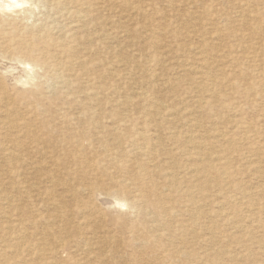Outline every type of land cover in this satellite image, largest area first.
Returning a JSON list of instances; mask_svg holds the SVG:
<instances>
[{"label":"rangeland","instance_id":"374dc122","mask_svg":"<svg viewBox=\"0 0 264 264\" xmlns=\"http://www.w3.org/2000/svg\"><path fill=\"white\" fill-rule=\"evenodd\" d=\"M0 1V48L12 41L19 47L18 61H0V119H5V109L15 119L24 116L34 120L28 130L23 123L0 128V264H158L165 259V249L177 248L181 253L198 254L202 264H264V254H260L264 252V0H84L88 3L83 6H77L78 2L69 6L71 11L83 9L81 13L88 14L78 20L75 14L76 18L59 16L60 5L52 0ZM95 7L100 9L96 11ZM54 22L56 26L61 22L63 33L76 38L71 39L74 43H68V38L57 41L53 48L49 46L61 61L55 66L48 63L43 51L40 53L46 38V42L57 40L58 33L44 27L50 29ZM27 44L33 50L29 56L24 55ZM70 46L75 47L74 53ZM71 52L73 58L80 59L78 64L86 67L82 68L86 73L63 63ZM138 54H145L146 64ZM43 57L45 60H41ZM40 61L47 62L41 66ZM4 69L9 70L8 78L1 77ZM54 69L68 79L69 85L58 88L52 77ZM160 108H169L171 115L154 116V110ZM82 111L89 114L76 117ZM81 128L86 130L85 141L77 133ZM108 138H123L124 145L133 138H158L154 140L158 143L156 156L146 164L147 174L141 177L138 189L146 192L152 203L169 201L173 216L156 217L149 212L151 208L127 209L117 203L104 204L101 199L90 204L85 192L76 190L94 182L100 168L114 172L108 160L92 161L112 148L114 142ZM78 139L83 146H76ZM84 157L93 167L81 163ZM222 164H226V178L220 183ZM136 165L121 168L120 179L128 187H136L131 184L137 176ZM26 181L33 182L30 190L25 187ZM192 192L200 200L197 207L201 218L194 217L195 211L186 201ZM50 199L59 200V205L52 206L54 203L47 201ZM49 214L57 217L47 221L44 217ZM164 221L172 226L171 232L162 225ZM178 264H194V260Z\"/></svg>","mask_w":264,"mask_h":264},{"label":"bare ground","instance_id":"6f19581e","mask_svg":"<svg viewBox=\"0 0 264 264\" xmlns=\"http://www.w3.org/2000/svg\"><path fill=\"white\" fill-rule=\"evenodd\" d=\"M26 0H24V2H25ZM27 1H29V0H27ZM53 2H55L57 5H60L59 6V16H61V17H63V16H69V15H73V16H77V20L78 19H86L87 18V13H81V11L83 10H81V11H78V10H75V11H71L70 10V8H69V6H70V4L71 3H76V2H78V3H76V5L77 6H79V5H81V6H83V5H85L86 3H88V2H86V1H84V0H52ZM63 1H65V2H63ZM66 1H68V5L66 4ZM87 1H90V0H87ZM100 1H103V0H100ZM107 1V0H106ZM1 2V1H0ZM15 2V1H14ZM32 2V1H31ZM49 2V1H48ZM30 3V2H29ZM41 3V2H40ZM105 3V2H104ZM107 3V2H106ZM1 4H2V2H1ZM30 4H32V3H30ZM7 5V4H6ZM10 5V4H9ZM12 5V4H11ZM35 5V4H34ZM40 5V4H39ZM54 5V4H53ZM71 5H73V4H71ZM95 5V4H94ZM107 5V4H106ZM105 5V6H106ZM8 6V5H7ZM37 6V5H36ZM35 6V7H36ZM48 6V5H47ZM81 6H80V8H81ZM103 6V5H102ZM108 6V5H107ZM106 6V7H107ZM1 7V6H0ZM14 7V6H13ZM16 7V6H15ZM19 7H20V5H19ZM39 7V6H38ZM52 7V5H50V8ZM87 7V6H86ZM85 7V8H86ZM106 7H103V8H106ZM8 8V7H7ZM46 8V7H45ZM53 8V7H52ZM78 8V7H77ZM56 9V8H55ZM79 9V8H78ZM95 9H96V7H95ZM98 9H100V8H98ZM98 9H96V11L98 10ZM3 10V9H2ZM1 10V11H2ZM52 10H54V8L52 9ZM58 10V9H57ZM40 11V10H39ZM85 11V10H84ZM49 12H50V10H49ZM87 12V11H86ZM101 12V11H100ZM99 12V13H100ZM104 12H105V10H104ZM40 13V12H39ZM52 13V12H51ZM89 13V12H88ZM41 14V13H40ZM56 14H57V12H56ZM75 14V15H74ZM101 15H102V13H101ZM76 16H75V18H76ZM98 16V15H97ZM97 16H95V17H97ZM48 17V16H47ZM52 17V16H51ZM71 17V16H70ZM69 17V18H70ZM94 16H92V18H93ZM94 17V18H95ZM65 18V17H64ZM72 18V17H71ZM70 18V19H71ZM75 18H72V20L73 19H75ZM93 18V19H94ZM40 19V18H39ZM58 17H57V21H58ZM62 19V18H61ZM91 19V18H90ZM99 19V18H98ZM20 19H18V21H19ZM50 20V19H49ZM48 20V21H49ZM53 20V19H52ZM51 20V21H52ZM68 20V19H67ZM34 21V20H33ZM37 21V20H36ZM56 21V22H57ZM96 21H97V19H96ZM22 22V21H21ZM63 22H65V20L63 21ZM72 22V21H71ZM101 22V21H100ZM27 23V22H26ZM69 23V22H68ZM73 23V22H72ZM79 23V22H78ZM95 23V22H94ZM94 23H92L93 25H94ZM97 23H99V22H97ZM4 24V23H3ZM16 24V23H15ZM39 24H41V23H39ZM43 24V23H42ZM48 25H49V23H47ZM46 24V25H47ZM50 24H51V22H50ZM55 24V22L52 24V25H50V29H49V26L48 27H46L45 25H44V27L47 29V30H53V31H55V32H57L58 34H57V40H48L47 42L45 41V40H47V38L44 40V44L42 43V45L43 46H41V48H42V50H41V52L40 53H42V51L44 52V54H43V56H46L47 55V58H48V63L50 64H53V66H55V65H57V64H59V62H61L60 60H59V57H58V54L55 52V50L54 51H52V52H50L49 51V46L51 45H53V46H55V44H56V42L58 41V42H60L61 43V41L60 40H62V41H64V40H67L68 38V43H69V41H71V42H73V41H75L76 40V38H74V36H73V38L75 39V40H71V39H73L72 38V36L70 37L69 35H66V34H64L63 33V31L61 30V28L63 29V25L61 26V22H60V26H56V25H54ZM67 24V23H66ZM66 24H64V25H66ZM70 24V23H69ZM77 24V23H76ZM88 24V23H87ZM90 24V23H89ZM14 25V24H13ZM12 25V26H13ZM19 25V24H18ZM57 25H58V23H57ZM81 25V24H80ZM102 25V24H101ZM100 25V26H101ZM23 26V25H22ZM54 26V27H53ZM56 26V27H55ZM84 26V25H83ZM88 26V25H87ZM6 27H8V26H6ZM16 27H17V25H16ZM29 27V26H28ZM32 27H33V25L31 26V29L30 30H32ZM41 27V29H42V27L43 26H40ZM67 27V26H66ZM80 27V26H79ZM78 26H77V28H79ZM94 27V26H93ZM36 28V27H35ZM72 28H74V27H72ZM91 28V27H90ZM103 28H104V26H103ZM2 29V28H1ZM16 29H18V28H16ZM26 29V28H25ZM44 29V28H43ZM4 30V29H3ZM10 30H12V28L10 29ZM13 30H14V28H13ZM39 30V29H38ZM64 30V29H63ZM71 30V26H70V29H69V31ZM34 31V30H33ZM41 31H43V30H41ZM46 31V30H45ZM65 31V30H64ZM74 31V30H73ZM76 31V30H75ZM89 31V30H88ZM90 31H91V29H90ZM98 31V30H97ZM105 31V30H104ZM2 31H0V33H1ZM38 32H40V31H37L36 33H38ZM51 32V31H50ZM71 32V34L73 33L72 32V30L70 31ZM69 32V33H70ZM35 33V34H36ZM74 33H76V32H74ZM82 33V32H81ZM85 34H86V32H84ZM103 33V32H102ZM107 33V32H106ZM105 33V34H106ZM122 33V32H121ZM22 34H23V32H22ZM30 34V33H29ZM47 34V33H46ZM45 34V35H46ZM52 34V33H51ZM56 34V33H55ZM78 34V33H77ZM80 34V33H79ZM99 34V33H98ZM5 35V34H4ZM17 35V34H16ZM16 35H14V36H16ZM20 35H21V33H20ZM20 35H18V37L20 36ZM32 35V34H31ZM34 35V34H33ZM44 35V36H45ZM54 35V34H53ZM75 35V34H74ZM84 35V34H83ZM91 35V34H90ZM104 35V34H103ZM37 36V35H36ZM47 36V35H46ZM51 36V35H50ZM69 36V37H68ZM77 36V35H76ZM82 36V35H81ZM89 36V35H88ZM88 36H86V37H88ZM96 36V35H95ZM1 37V36H0ZM27 37H28V35H27ZM37 37H39V38H42L43 36H37ZM48 37H49V35H48ZM53 37V36H52ZM85 37V36H84ZM145 37V36H144ZM149 37V36H148ZM148 37H147V39H148ZM2 38H4V37H2ZM6 38V37H5ZM10 38V37H9ZM51 38V37H50ZM49 38V39H50ZM54 38H55V36H54ZM108 38V37H107ZM151 38V37H150ZM31 39H34V38H31ZM87 39V38H86ZM106 39V38H105ZM147 39H144V40H147ZM2 40V39H1ZM12 40V39H11ZM30 40V39H29ZM82 40H83V37H82ZM98 40H99V36H98ZM97 40V41H98ZM103 40V39H102ZM4 41H6V39H4ZM8 41V40H7ZM40 41H42V39H40ZM92 41V40H91ZM91 41H89V42H91ZM148 41V40H147ZM32 42H34V41H32ZM32 42H31V44H32ZM77 42H78V39H77ZM77 42H75V44L77 43ZM85 42H86V40H85ZM96 42V41H95ZM3 43H5V42H3ZM18 43H19V41H18ZM24 42H21V43H19V44H23ZM26 43H27V41H26ZM35 43H37V39H36V42ZM64 42H62V45H64L63 44ZM74 43V42H73ZM79 43V42H78ZM93 43V42H92ZM103 43H106V42H103ZM25 44V43H24ZM40 44V43H39ZM65 44H66V42H65ZM87 44V43H86ZM89 44V43H88ZM94 44V43H93ZM92 44V45H93ZM99 44V43H98ZM168 44V43H167ZM1 45H2V42H1ZM28 45V44H27ZM33 45V44H32ZM32 45H28L27 47H25L26 48V50L24 51V55L25 56H29V52H31V50H32ZM68 45V44H67ZM78 45H80V43L78 44ZM85 45V44H84ZM83 45V46H84ZM90 45V44H89ZM105 45V44H104ZM166 44H164L163 46H165ZM169 45V44H168ZM35 46V45H34ZM53 46H52V48H53ZM58 46V45H57ZM72 46V45H71ZM71 46H70V50H72L73 49V47L71 48ZM76 46V45H75ZM81 46V45H80ZM100 46H102V44L100 45ZM37 47H38V45H37ZM64 47H65V45H64ZM78 47V46H77ZM85 47V46H84ZM92 46H90V48H91ZM98 47V46H97ZM150 47V46H149ZM166 47V46H165ZM178 47V46H177ZM192 47V46H191ZM190 47V48H191ZM19 47H18V44H16V43H14L13 41L12 42H8V43H6L4 46H2L1 48H0V61H2V60H4V59H6V58H9V59H12V60H19V55L17 54L18 52H17V49H18ZM40 48V49H41ZM62 47H61V45H60V50H64V49H61ZM75 48V47H74ZM86 48H87V46H86ZM169 48V47H168ZM200 48V47H199ZM24 49V47L22 48V50ZM39 49V48H38ZM39 49V50H40ZM51 49V48H50ZM56 49V48H55ZM67 49H68V47H67ZM66 49V50H67ZM88 49V48H87ZM87 49H85L86 51H87ZM193 49V48H192ZM191 49V50H192ZM78 50V49H77ZM83 50H84V48H83ZM93 50H96V49H93ZM169 50H170V48H169ZM195 50V49H194ZM198 50V49H197ZM197 50H195L196 52H197ZM202 50V49H201ZM201 50H199V51H201ZM33 51V50H32ZM73 51V50H72ZM90 51V50H89ZM96 51H98V49L96 50ZM145 51V50H144ZM144 51H142V52H144ZM194 51V52H195ZM58 52H59V50H58ZM77 52H79V51H77ZM37 53V52H36ZM39 53V54H40ZM72 53V52H71ZM71 53H69V55L71 54ZM73 53H74V51H73ZM71 54V55H73L72 57H69L68 58V53H66V56H67V59H66V61H64L63 63H67V64H69V65H67V66H72V65H75V66H77V67H79L78 69H80V70H83L82 68H84V69H86V67L85 66H83L82 64H78L79 63V60L80 59H76V58H73L74 57V54ZM76 53V52H75ZM88 53V52H87ZM134 53V52H133ZM151 53V52H150ZM149 53V54H150ZM164 53V52H163ZM188 53V52H187ZM63 54L64 53H62V57H63ZM92 54H94V55H96V52L94 53L93 51H92ZM136 54V53H135ZM155 54V53H154ZM190 54V53H189ZM203 54V53H202ZM70 55V56H71ZM76 55V54H75ZM82 56L84 55V54H81ZM87 55V54H86ZM91 55V54H90ZM139 55V57H140V55L141 54H138ZM159 55V54H158ZM163 55V54H162ZM193 55H196V54H194L193 53ZM192 55V56H193ZM23 56V55H22ZM24 56V57H25ZM31 56H34V55H30V57L29 58H31ZM38 56H41V54L40 55H38ZM60 56H61V54H60ZM92 56V55H91ZM143 56V58H144V62L142 61V60H139L140 62H143L144 64H146V62L148 61L147 59H145V54H143V55H141V57ZM148 56V55H147ZM155 56V55H154ZM164 56V55H163ZM184 55H182V57H183ZM201 56V55H200ZM89 57V56H88ZM116 58H118L117 56H115ZM114 57V58H115ZM136 57V56H135ZM158 57V56H157ZM162 57V56H161ZM26 58V57H25ZM34 58V57H33ZM64 58H62V59H64ZM148 58V57H147ZM154 58V57H153ZM163 58V57H162ZM170 58V57H169ZM192 58V57H191ZM199 58V57H198ZM27 59H28V57L25 59L26 61H27ZM36 59V58H35ZM50 59V60H49ZM61 59V60H62ZM170 59H172V58H170ZM169 59V60H170ZM179 59V58H178ZM206 59V58H205ZM11 60V61H12ZM39 60V59H38ZM41 60H45L44 59V57H43V59H41ZM87 60V59H86ZM192 60V59H191ZM7 61V60H6ZM20 61H22L21 59H20ZM97 61V60H96ZM103 61V60H102ZM201 61H202V59H201ZM41 62V61H40ZM47 62V61H46ZM46 62H41V63H39V65H41V66H44L45 65V63ZM91 62V61H90ZM95 62V61H94ZM100 62V61H99ZM118 62V61H117ZM129 62H133V61H129ZM156 62V64L158 63V62H161V61H155ZM190 61H188V62H186V63H189ZM196 62V61H195ZM198 62V61H197ZM200 62V61H199ZM81 63V62H80ZM100 63H102V62H100ZM121 63V62H120ZM124 63V62H123ZM122 63V64H123ZM176 63V62H175ZM206 63V62H205ZM26 64V63H25ZM89 64V63H88ZM91 64V63H90ZM114 64H116V62L114 63ZM131 64V63H130ZM142 63H140V65H141ZM148 64V63H147ZM155 64V63H154ZM154 64H153V66H154ZM174 64V63H173ZM200 64H201V62H200ZM20 65V64H19ZM27 65V67H29L28 66V64H26ZM101 65V64H100ZM175 65H177V64H175ZM193 65V64H192ZM195 65V64H194ZM197 65V64H196ZM203 65V64H202ZM206 65V64H205ZM66 66V65H65ZM117 66V65H116ZM152 66V67H153ZM156 66V65H155ZM174 66V65H173ZM186 67H187V65H185ZM191 66V65H190ZM201 66V65H200ZM120 67V66H119ZM122 67V66H121ZM126 67V66H125ZM128 67H129V64H128ZM128 67H127V69H128ZM132 67H134V66H132ZM141 67V66H140ZM140 67H138V68H140ZM177 67V66H176ZM184 67V66H183ZM182 67V68H183ZM38 68V67H37ZM64 68V67H63ZM74 68V67H73ZM91 68V70L93 69L92 68V66L90 67ZM136 68V67H135ZM146 68V67H145ZM145 68H143V69H145ZM148 68V67H147ZM192 68V67H191ZM195 68H196V66H195ZM62 69V68H61ZM64 69H66V68H64ZM68 69H69V67H68ZM67 69V70H68ZM121 69V68H120ZM150 69H151V67H150ZM180 69V68H179ZM14 70V69H13ZM33 70V69H32ZM49 70V69H48ZM55 71H56V69H54ZM136 71H137V69H135ZM154 70V69H153ZM190 70V69H189ZM50 71H53V69L51 70L50 69ZM63 71H66V70H63ZM69 71V70H68ZM72 71V70H71ZM84 71V70H83ZM94 71V70H93ZM92 71V74H94V72ZM139 71V70H138ZM137 71V72H138ZM146 71V70H145ZM193 71V70H192ZM198 71V70H197ZM6 72H9V70H3V72L1 73L2 75H1V77H4L5 78V75H6ZM54 72V71H53ZM57 72V73H56ZM55 73H54V75L52 76L53 77V79L55 80V84H57L59 87L58 88H60V87H62V88H64V87H66L67 85H69V81H67L68 79H63L62 78V76H60L59 74H58V71H56ZM70 72V71H69ZM101 72V71H100ZM147 72V71H146ZM149 72H151V71H149ZM44 73H45V71H44ZM52 73V72H51ZM84 73H86L85 71H84ZM97 73V72H96ZM153 73V72H152ZM180 73H181V71H180ZM189 73V72H188ZM193 73V72H192ZM195 73V72H194ZM200 73V72H199ZM199 73H198V75H199ZM53 74V73H52ZM103 74H106V73H103ZM119 74H121L122 75V73H119ZM143 74V73H142ZM183 74V73H182ZM201 74V73H200ZM260 74V73H259ZM8 75V74H7ZM6 75V76H7ZM67 75V74H66ZM149 75V74H148ZM153 75H155V74H153ZM186 75V74H185ZM184 75V76H185ZM193 75V74H192ZM197 75V74H196ZM204 75H205V73H204ZM32 76V75H31ZM68 76V75H67ZM72 76H74V75H72ZM81 76V75H80ZM97 76V75H96ZM99 76V75H98ZM102 76V75H101ZM29 79H30V76H27ZM42 77V76H41ZM69 77V76H68ZM79 76H77V78H78ZM94 77V76H93ZM118 77V76H117ZM121 77V76H120ZM212 77V76H211ZM7 78H8V76H7ZM76 78V79H77ZM101 78H103V77H101ZM119 78V77H118ZM151 78V77H150ZM75 79V80H76ZM82 80L84 79V78H81ZM88 79V78H87ZM94 79V78H93ZM96 79V78H95ZM100 79V78H99ZM122 79H124V78H122ZM196 79V78H195ZM25 80V79H24ZM30 80H32V79H30ZM49 80V79H48ZM47 80V81H48ZM75 80H73V82L75 81ZM97 80V79H96ZM205 80V79H204ZM213 80V79H212ZM217 80V79H216ZM46 81V82H47ZM81 81V80H80ZM79 81V82H80ZM99 81V80H98ZM224 81V80H223ZM95 82V81H94ZM165 82V81H164ZM192 82H195V80L194 81H192ZM27 83V82H26ZM81 83V82H80ZM85 83H86V81H85ZM134 83V82H133ZM166 83V82H165ZM43 84H45V83H43ZM82 84V83H81ZM80 84V85H81ZM94 84H96V83H94ZM51 85H53V84H51ZM137 85V84H136ZM44 86H46V85H44ZM52 88V87H51ZM55 88V87H54ZM57 88V89H58ZM68 88V87H67ZM138 88V87H137ZM69 89V88H68ZM70 89H71V87H70ZM77 89V88H76ZM60 90V89H59ZM74 90V89H73ZM78 90V89H77ZM81 90V89H80ZM102 90V89H101ZM1 91H2V89H1ZM46 91V90H45ZM48 91V90H47ZM84 91V90H83ZM56 92H58V90H56ZM75 92V91H74ZM77 92V91H76ZM85 92V91H84ZM144 92V91H143ZM67 93V92H66ZM1 94V93H0ZM6 94H7V92H6ZM74 94V93H73ZM86 94V93H85ZM2 95V94H1ZM0 95V96H1ZM3 95L5 96V93H4V91H3ZM14 95V94H13ZM50 95V94H49ZM63 95V94H62ZM75 95V94H74ZM94 95V94H93ZM140 95H142V94H140ZM139 95V96H140ZM146 95H147V91H146ZM150 95V94H149ZM6 96H8V95H6ZM10 96V95H9ZM64 96V95H63ZM91 96V95H90ZM145 96V95H144ZM101 97V96H100ZM91 99H92V97H91ZM148 99V98H147ZM0 100H2V99H0ZM97 100V99H96ZM149 100V99H148ZM200 100V99H199ZM198 100V101H199ZM18 101V100H17ZM93 101V100H92ZM152 101V100H151ZM201 101H203V98H201ZM1 102V101H0ZM2 102H3V100H2ZM5 102V101H4ZM95 102V101H94ZM127 103H128V100L126 101ZM161 101H159V103H160ZM92 103V102H91ZM97 103V102H96ZM118 103V102H117ZM159 103H156L157 105H159ZM163 103V102H162ZM166 103V102H165ZM173 103V102H172ZM198 103V102H197ZM199 103H201V102H199ZM205 103V102H204ZM207 103V102H206ZM2 104V103H1ZM7 104V103H6ZM95 104V103H94ZM93 104V105H94ZM101 104V103H100ZM174 104V103H173ZM172 104V105H173ZM9 105V104H8ZM20 105H21V103H20ZM30 105V104H29ZM32 105V104H31ZM86 106V105H85ZM96 106V105H95ZM97 106H98V104H97ZM101 106V105H100ZM189 106V105H188ZM204 106V105H203ZM3 107H6V106H3ZM87 107H88V109H90V107L87 105ZM86 107V108H87ZM162 107V106H161ZM180 107V106H179ZM42 108V107H41ZM96 108H98V107H96ZM171 109L172 108H174V107H170ZM1 109V108H0ZM2 109H4V108H2ZM16 110H17V108H15ZM14 109V110H15ZM42 109H44V108H42ZM46 109V108H45ZM72 109V108H71ZM116 109H118V108H116ZM182 109H183V107H182ZM5 110V109H4ZM3 110V114H7L6 116H5V119L3 118V119H0V128H5V127H7V126H9L10 128L11 127H14V126H17L18 127V125H22V123L24 124V127L28 130V127L31 125V124H33L34 123V120L33 119H30V118H24V116L23 117H21V118H17V119H15V118H13V116H12V114L11 113H9V112H6V110L4 111ZM192 109H190V111H191ZM30 111V110H29ZM90 110H88L87 112H89ZM100 111V110H99ZM99 111H98V113H99ZM196 111V110H195ZM87 112H80V114L78 115V116H76V117H78L79 118V116L80 117H83ZM182 112V111H181ZM1 113H2V110H1ZM16 113V112H15ZM154 114V116H156L157 114H161V115H171L170 114V109L168 108L167 110H165V111H161V108L160 109H155L154 110V112H153ZM176 113V112H175ZM179 113V112H178ZM184 113V112H183ZM187 113V112H186ZM89 114V113H88ZM87 114V115H88ZM10 115H11V117H10ZM17 115V114H16ZM87 115H85V116H87ZM91 115V114H90ZM89 115V116H90ZM159 115H158V117H159ZM163 115V116H164ZM175 115V114H174ZM187 115V114H186ZM54 116V115H53ZM93 116V115H92ZM128 116V115H127ZM94 117V116H93ZM130 117V116H129ZM1 118V117H0ZM41 118H43V117H41ZM73 118H74V116H73ZM84 118H87V117H84ZM98 118V117H97ZM127 118V117H126ZM40 119V118H39ZM129 119V118H128ZM182 119V118H181ZM17 120H19V121H17ZM79 120V119H78ZM230 120V119H229ZM45 121V120H44ZM47 121V120H46ZM73 121V120H72ZM116 121V120H115ZM177 121V120H176ZM189 121V120H188ZM20 122V123H19ZM48 122V121H47ZM46 122V123H47ZM69 122V121H68ZM92 122L93 121H91V122H89L90 124H92ZM240 122V121H239ZM44 123V122H43ZM89 123H88V125H89ZM194 123H197V122H194ZM200 124V123H199ZM240 124H241V122H240ZM44 125H45V123H44ZM75 125V124H74ZM98 125V124H97ZM96 125V126H97ZM23 126V125H22ZM58 126V125H57ZM56 126V127H57ZM87 126V125H86ZM106 126V125H105ZM114 126H116V125H114ZM200 126V125H199ZM8 127V128H9ZM81 127V126H80ZM84 127V126H83ZM99 127V126H98ZM103 127V126H102ZM101 127V128H102ZM108 127V126H107ZM194 127H195V125H194ZM193 127V128H194ZM10 128H9V130H10ZM86 128V127H85ZM91 128V127H90ZM99 129V128H98ZM112 129L114 130L115 128H113L112 127ZM241 129V128H240ZM46 130V129H45ZM71 130V129H70ZM74 130V129H73ZM1 131H2V129H1ZM5 131V130H4ZM20 131V130H19ZM65 131V130H64ZM85 129L84 128H81L77 133H78V136H80L81 137V139L83 140V141H85ZM220 132V131H219ZM14 133V132H13ZM71 133V132H70ZM119 133H120V131H119ZM5 134V133H4ZM8 134V133H7ZM9 134H10V132H9ZM25 134L26 135H28V132H25ZM89 134V133H88ZM90 134H92V133H90ZM89 134V135H90ZM111 134V133H110ZM154 134V133H153ZM197 134V133H196ZM217 134V133H216ZM247 134V133H246ZM13 135V134H12ZM100 135V134H99ZM103 135H105V134H103ZM218 135H220V134H218ZM0 136H1V134H0ZM69 136H70V134H69ZM77 136V135H76ZM101 136V135H100ZM155 136V135H154ZM4 137V136H3ZM12 137V136H11ZM221 137H223V135L221 136ZM6 138V137H5ZM8 138H9V135H8ZM96 138V137H95ZM40 139H41V137H40ZM66 139V138H65ZM108 139H111L113 142H114V145L112 146V148H109V149H107V150H105L104 151V154L102 155V156H100V157H98V159H96V160H92V159H90V160H92V161H97V162H100V160L102 159V160H108V163L109 164H111V166L113 167V169H114V172H111V171H107V169L105 168L104 170H102L101 168L97 171V174H99V177L94 181V182H89V183H85L84 185H81L80 187H78V188H76V190L77 191H82V192H85V194L87 195V198H88V202L90 203V204H92L93 203V201H95V199H101V201L104 203V204H108V203H117V204H120V205H124V206H126L127 207V209H139L140 207H142L143 208V210L144 211H146L148 208H151L152 210H149V212L150 213H152L154 216H156V217H159V216H163V215H167V217L168 216H173V207H172V204L169 202V201H165V203L163 202V203H161V205L158 203V202H156V203H152L151 202V200L149 199V197H148V194L146 193V192H144V191H142V190H140L139 191V189H138V184L139 185H141L142 184V178L141 177H143V176H145L146 174H147V169H146V164H148V163H150L154 158H155V156H156V152H154V149H155V146L158 144L157 142H154V140L155 139H158V138H140V139H136V138H133V139H131V141H129L128 143H130V144H128V145H124V143L122 142V140H123V138H108ZM160 139V138H159ZM184 139V138H183ZM243 139V138H242ZM241 139V140H242ZM15 140V139H14ZM18 140V139H17ZM35 140H38V138L37 139H35ZM34 140V141H35ZM82 140H77V143H76V146H78V147H81V146H83L84 145V142L82 141ZM88 140V139H87ZM93 140H94V138H93ZM188 140V139H187ZM227 140V139H226ZM10 141V140H9ZM90 141H92V140H90ZM180 141V140H179ZM234 141V140H233ZM69 142H71L70 140H69ZM106 142V141H105ZM152 142H153V144H152ZM9 143V142H8ZM18 143V142H17ZM156 143V144H155ZM183 143V142H182ZM11 144H12V142H11ZM11 144H9V145H11ZM16 144V143H15ZM103 144H104V142H103ZM55 145V144H54ZM85 145H86V143H85ZM183 145V144H182ZM208 145H210V144H208ZM230 145V144H229ZM238 145V144H237ZM12 146V145H11ZM26 146V145H25ZM111 146V145H110ZM159 146V145H158ZM179 146H181V144L179 143ZM207 146V145H206ZM18 147H19V145H18ZM17 147V148H18ZM70 147V146H69ZM157 147V146H156ZM226 147V146H225ZM12 148H14L13 146H12ZM23 148V147H22ZM68 148V147H67ZM160 148H161V146H160ZM242 148V147H241ZM4 149V148H3ZM24 149V148H23ZM70 149V148H69ZM68 149V150H69ZM80 149V148H79ZM164 149V148H163ZM13 150V149H12ZM20 150H22V149H20ZM65 150V149H64ZM71 150V149H70ZM222 150V149H221ZM230 150H232V149H230ZM237 150H239L238 148H237ZM249 150H250V148H249ZM4 151H6V150H4ZM73 151V150H72ZM72 151H70L71 153H72ZM158 151V150H157ZM161 151V150H160ZM223 151V150H222ZM253 151H254V149H253ZM37 152V151H36ZM56 152V151H55ZM54 152V153H55ZM59 151H57V153H58ZM244 152H245V150H244ZM9 153V152H8ZM13 153V152H12ZM59 153H61V152H59ZM66 153H68V152H66ZM70 153V154H71ZM74 153V152H73ZM10 154V153H9ZM70 154H69V156H70ZM173 154V153H172ZM181 154V153H180ZM200 154V153H199ZM60 155V154H59ZM61 155H63V153L61 154ZM170 155V154H169ZM192 156H193V154H192ZM192 156H190V158L192 157ZM214 156H215V154H214ZM59 157V156H58ZM73 157V156H72ZM164 157V156H163ZM189 157V156H188ZM197 158H198V156H196ZM196 157H195V160H196ZM20 158V157H19ZM40 158H42V157H40ZM51 158V157H50ZM70 158V157H69ZM201 158V157H200ZM243 158V157H242ZM73 159V158H72ZM75 159V158H74ZM76 159H77V157H76ZM80 159V158H79ZM89 160V158H87V157H84V162H81V163H86V162H88V161H86V160ZM194 159V158H193ZM217 159V158H216ZM27 160V159H26ZM28 160H30V159H28ZM27 160V161H28ZM59 160V159H58ZM142 160L144 161V162H142ZM187 160V159H186ZM189 160V159H188ZM19 161V160H18ZM37 161V160H36ZM35 161V162H36ZM75 161V160H74ZM184 161V160H183ZM26 162V161H25ZM72 162V161H71ZM221 162V161H220ZM137 163V167H135V168H137V170H136V173H137V176H135L134 177V179L132 178V182H131V184L132 185H135L136 187L134 188V187H128L125 183H124V181L123 180H121L120 178H121V173L123 172V170L121 169V168H123L124 166L125 167H128V169H129V167H134V166H132L133 164H136ZM186 163V162H185ZM184 163V164H185ZM194 163V162H193ZM25 164L26 163H24V166H25ZM77 164V163H76ZM178 164V163H177ZM188 164V163H187ZM67 165H69V164H67ZM87 165V167H89V166H91V167H93V165H90L89 164V162L86 164ZM98 165V164H97ZM176 165V164H175ZM202 165V164H201ZM44 166V165H43ZM52 166V165H51ZM77 165H74L73 167H76ZM222 166L223 167H220L219 169V172H220V183L222 182H224V180H225V178L226 177H224V168H225V166H226V164H222ZM34 167V166H33ZM47 167V166H46ZM57 167V166H56ZM69 167V166H68ZM103 167H106V166H103ZM188 167V166H187ZM190 167V166H189ZM189 167H188V170L190 171L191 169H189ZM196 167V166H195ZM23 168V167H22ZM35 168V167H34ZM82 168V167H81ZM99 168V167H98ZM120 168V169H119ZM192 168V167H191ZM45 169V168H44ZM97 169V168H96ZM193 169V168H192ZM195 169H197V168H195ZM28 170H29V168H28ZM40 170V169H39ZM31 171V170H30ZM33 171H34V169H33ZM184 171V170H183ZM188 171V172H189ZM82 172V171H81ZM80 172V173H81ZM87 172V171H86ZM166 172V171H165ZM187 172V173H188ZM193 172V171H192ZM198 172V171H197ZM168 173V172H167ZM120 175V176H119ZM185 175H186V173H185ZM188 175V174H187ZM201 175V174H200ZM204 175V174H203ZM64 176V175H63ZM66 176V175H65ZM170 176V175H169ZM168 176V177H169ZM59 177H61V176H59ZM69 177H71V176H69ZM89 177V176H88ZM167 177V178H168ZM56 178H58L57 176H56ZM76 178V177H75ZM180 178V177H179ZM61 179H62V177H61ZM78 179V178H77ZM84 179V178H83ZM82 179V180H83ZM86 179V178H85ZM182 179V178H181ZM200 179H202V178H200ZM199 179V180H200ZM230 179V178H229ZM81 180V181H82ZM162 180V179H161ZM195 181V180H194ZM65 182V181H64ZM126 182V181H125ZM181 182V181H180ZM202 182V181H201ZM32 183L33 182H29V181H26V184H25V187L27 188V189H31L32 188ZM73 183V182H72ZM184 183V182H183ZM189 183V182H188ZM192 183V182H191ZM176 184V183H175ZM227 184V183H226ZM251 184H252V182H251ZM58 185V184H57ZM173 185H174V183H173ZM191 185V184H190ZM189 185V186H190ZM200 185V184H199ZM60 186V185H59ZM171 186V185H170ZM250 186V185H249ZM66 187V186H65ZM172 187H174V186H172ZM178 187H180V186H178ZM191 187H192V185H191ZM202 187V186H201ZM252 187V186H251ZM250 187V188H251ZM182 188V187H181ZM184 188V187H183ZM182 188V189H183ZM186 188V187H185ZM50 189H51V187H50ZM184 191L186 190V189H183ZM200 190V189H199ZM202 190V189H201ZM162 191H164V190H162ZM178 191H179V188H178ZM183 191V192H184ZM74 192H76V191H74ZM191 192V191H190ZM194 192H196L195 190H194ZM228 192V191H227ZM246 193V192H245ZM183 194V193H182ZM198 192H197V196H198ZM26 195H28V194H26ZM175 195H176V193H175ZM185 195V194H184ZM186 195H187V193H186ZM185 195V196H186ZM194 195L195 194H193V192L191 193V194H189V196H188V198L186 199V201L187 202H189V205H190V207H192L194 210L193 211H195L194 212V217L195 218H201V213H200V211H201V209H200V211L198 210V202L200 201H198L196 198H194ZM183 195H181V197H182ZM176 197H177V195H176ZM180 197V196H179ZM184 197V196H183ZM182 197V198H183ZM199 197V196H198ZM174 198V197H173ZM172 198V199H173ZM200 198H201V196H200ZM204 198V197H203ZM172 199H170V201L172 200ZM61 200V199H60ZM166 200V199H165ZM183 200V199H182ZM49 203H54L52 206H58L59 205V203H58V201L59 200H55V199H50V200H47ZM185 201V200H184ZM34 202V201H33ZM41 202V201H40ZM176 202V200L174 201V203ZM214 202V201H213ZM212 202V203H213ZM8 203V202H7ZM185 203V202H184ZM208 203V202H207ZM11 204V203H10ZM176 204V203H175ZM181 204V203H180ZM185 206H188V205H186V204H184ZM15 206V205H14ZM198 206V207H197ZM200 206H201V204H200ZM119 207V206H118ZM123 206H120V208H122ZM182 207V206H181ZM189 207V208H190ZM200 208H202V207H200ZM205 208H206V206H205ZM9 209V208H8ZM123 209V208H122ZM179 209V208H178ZM14 210H16V209H14ZM211 210H213V209H211ZM11 211V210H10ZM28 211V210H27ZM132 211H134V210H132ZM175 211V210H174ZM180 211V210H179ZM251 211V210H250ZM121 212V211H120ZM135 212V211H134ZM186 212L187 211H185V214H186ZM219 212V211H218ZM123 213V212H122ZM181 213L182 214H184L182 211H181ZM207 213V212H206ZM221 213V212H220ZM1 214V213H0ZM132 214V213H131ZM136 214V213H135ZM201 214V215H200ZM216 214V213H215ZM3 215V214H2ZM1 215V216H2ZM143 215V214H142ZM226 215V214H225ZM224 215V216H225ZM228 215V214H227ZM5 216V215H4ZM17 216V215H16ZM127 216V215H126ZM150 216V215H149ZM161 216V217H162ZM185 216H189V214H187V215H185ZM190 216H192L191 214H190ZM237 216V215H236ZM57 216H54L53 214H49V215H47V217L45 216L44 218L45 219H47V221L49 220V219H51V218H53V219H55ZM193 217V216H192ZM153 219V218H152ZM141 220V219H140ZM179 220V219H178ZM181 220V219H180ZM183 220V219H182ZM185 220H187V219H185ZM198 220V219H197ZM217 220H219V219H217ZM229 220H231V219H229ZM13 221V220H12ZM248 221V220H247ZM174 222V221H173ZM180 222H182V221H180ZM184 222V221H183ZM201 222V221H200ZM218 222V221H217ZM144 224V223H143ZM162 225L165 227V228H167V231L172 227V226H170L169 225V222H167V221H164V222H162ZM196 225V224H195ZM201 225V224H200ZM200 225H199V227H200ZM8 226V225H7ZM15 225H9L8 227H10V228H12V227H14ZM153 226V225H152ZM170 226V227H169ZM207 226V225H206ZM241 226H242V224H241ZM143 227V226H142ZM149 227V226H148ZM188 227V226H187ZM191 227V226H190ZM193 228H194V226H192ZM212 227V226H211ZM210 227V228H211ZM219 227V226H218ZM146 228V227H145ZM155 228V227H154ZM195 228H197L196 226H195ZM15 229H16V227H15ZM152 229V228H151ZM177 229V228H176ZM207 229V228H206ZM221 229H223V227L221 228ZM235 229H239V228H235ZM202 230H204V229H202ZM201 230V231H202ZM219 230V229H218ZM236 230V231H237ZM242 230V229H241ZM15 231V230H14ZM136 231V230H135ZM156 231V230H155ZM160 231V230H159ZM159 231H157V232H159ZM170 231V230H169ZM177 231V230H176ZM175 231V232H176ZM181 231V230H180ZM190 231V230H189ZM206 231V230H205ZM223 231V230H222ZM171 232V231H170ZM182 232V231H181ZM193 232V231H192ZM208 232V231H207ZM17 233V232H16ZM142 233V232H141ZM176 233H178V232H176ZM199 233V232H198ZM209 233H211L210 231H209ZM208 233V234H209ZM219 233V232H218ZM217 233V234H218ZM228 234V233H227ZM177 235V234H176ZM182 236H183V232H182V234H181ZM180 235V236H181ZM156 236V235H155ZM155 236H153V237H155ZM163 236V235H162ZM178 236V235H177ZM192 236V235H191ZM201 236V235H200ZM246 236H247V234H246ZM188 237V236H187ZM215 237V236H214ZM7 238V237H6ZM203 238V237H202ZM220 238V237H219ZM247 238V237H246ZM246 238H245V240H246ZM148 238L146 237V240H147ZM211 239V238H210ZM228 239V238H227ZM10 240V239H9ZM156 241H157V239H155ZM165 240V239H164ZM201 240V239H200ZM205 240H207L206 239V236H205ZM230 240V239H229ZM1 241V240H0ZM149 241H150V239H149ZM211 241V240H210ZM148 242V241H147ZM146 242V243H147ZM182 242V241H181ZM186 242V241H185ZM3 243V242H2ZM8 243H10L9 241H8ZM139 243V242H138ZM141 243H142V241H141ZM151 243V242H150ZM149 243V244H150ZM155 243V242H154ZM169 243V242H168ZM171 244H172V242H170ZM225 243H226V241H225ZM4 245H5V243H3ZM148 244V245H149ZM208 244V243H207ZM217 244H218V242H217ZM7 245V244H6ZM150 245H152V244H150ZM155 245V244H154ZM168 245V244H167ZM225 245V244H224ZM137 246V245H136ZM191 246V245H190ZM203 245H201V247H202ZM5 247H7V246H5ZM29 247L31 248V249H33V246H30L29 245ZM37 248H38V246H36ZM164 246H162V248H163ZM188 247V246H187ZM206 247V246H205ZM8 248V247H7ZM6 248V249H7ZM166 248V247H165ZM183 248V247H182ZM189 248V247H188ZM197 249V248H196ZM261 250V247L260 248H258L257 250ZM166 251H164V254L162 255L165 259H163V260H161V261H159L158 262V264H161L162 262L164 263V264H166V262H171V264H174V261H176L177 262V264L178 263H180V262H185V260L186 259H193L194 260V264H202V262H201V259L199 258V255L197 254V256L195 257V256H193V255H191V254H189V253H185L184 251V253H181L180 252V250H178V248L176 249V250H167V249H165ZM263 250V249H262ZM206 250L204 249V252H205ZM161 252V251H160ZM202 252V251H201ZM149 253V252H148ZM147 253V254H148ZM151 253V252H150ZM201 254H203V252L201 253ZM260 254H264V252L263 253H260ZM207 255V254H206ZM205 255V256H206ZM139 257V256H138ZM140 258V257H139ZM156 258V257H155ZM175 258H177V259H175ZM151 259V258H150ZM160 260V259H159ZM21 261V260H20ZM154 261V260H153ZM230 261V260H229ZM139 262V261H138ZM161 262V263H160ZM141 263V262H140ZM157 263V262H156ZM168 263V264H169ZM22 264V263H21ZM145 264V263H144ZM149 264V263H148Z\"/></svg>","mask_w":264,"mask_h":264}]
</instances>
